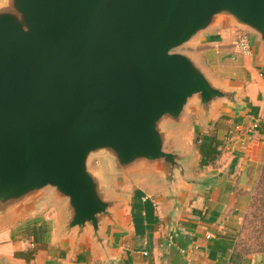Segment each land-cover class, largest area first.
I'll list each match as a JSON object with an SVG mask.
<instances>
[{
  "label": "water",
  "instance_id": "obj_1",
  "mask_svg": "<svg viewBox=\"0 0 264 264\" xmlns=\"http://www.w3.org/2000/svg\"><path fill=\"white\" fill-rule=\"evenodd\" d=\"M223 22L264 45V0H0V217L50 195L100 241L109 183L185 176L171 133L234 94L178 50Z\"/></svg>",
  "mask_w": 264,
  "mask_h": 264
},
{
  "label": "crops",
  "instance_id": "obj_2",
  "mask_svg": "<svg viewBox=\"0 0 264 264\" xmlns=\"http://www.w3.org/2000/svg\"><path fill=\"white\" fill-rule=\"evenodd\" d=\"M241 32L249 37L248 56L235 50ZM191 47L234 100L207 113L191 108L189 120L171 133L170 150L187 156L185 176L170 184L161 172L142 169L109 183L117 205L100 241L92 231L63 234L66 205L46 195L0 217V264H237L243 213L264 164V45L258 34L223 22ZM199 136L222 144L219 158L206 167L202 140L194 141ZM95 164L104 173L102 163ZM239 264H264V255Z\"/></svg>",
  "mask_w": 264,
  "mask_h": 264
},
{
  "label": "rangeland",
  "instance_id": "obj_3",
  "mask_svg": "<svg viewBox=\"0 0 264 264\" xmlns=\"http://www.w3.org/2000/svg\"><path fill=\"white\" fill-rule=\"evenodd\" d=\"M193 49L195 47L189 45L182 50H178V52L190 53ZM214 59H216V62H221L220 57ZM223 65L227 66V63ZM194 141L196 144L197 137ZM167 150L171 151L169 147H167ZM94 166L99 167L97 164H94ZM100 166L104 167V163ZM260 255H264V164L251 189L249 203L243 213L235 250L236 260L240 263L249 262L255 256Z\"/></svg>",
  "mask_w": 264,
  "mask_h": 264
},
{
  "label": "trees",
  "instance_id": "obj_4",
  "mask_svg": "<svg viewBox=\"0 0 264 264\" xmlns=\"http://www.w3.org/2000/svg\"><path fill=\"white\" fill-rule=\"evenodd\" d=\"M200 139L202 142L199 145V150L203 157L201 165L202 167H206L213 164L219 158L221 155L220 147L222 144L215 137L199 136L197 141ZM236 263L239 264L240 262L237 261Z\"/></svg>",
  "mask_w": 264,
  "mask_h": 264
},
{
  "label": "built area",
  "instance_id": "obj_5",
  "mask_svg": "<svg viewBox=\"0 0 264 264\" xmlns=\"http://www.w3.org/2000/svg\"><path fill=\"white\" fill-rule=\"evenodd\" d=\"M235 50L237 53L248 56L251 54V45L249 41V37L241 32L237 35L236 42L234 44ZM259 125H254V128L251 131H254L255 129H258ZM250 131V133H251Z\"/></svg>",
  "mask_w": 264,
  "mask_h": 264
}]
</instances>
